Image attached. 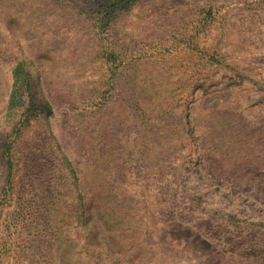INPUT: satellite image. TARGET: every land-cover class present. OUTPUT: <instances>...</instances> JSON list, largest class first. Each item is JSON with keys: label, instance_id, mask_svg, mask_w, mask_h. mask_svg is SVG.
Wrapping results in <instances>:
<instances>
[{"label": "rangeland", "instance_id": "rangeland-1", "mask_svg": "<svg viewBox=\"0 0 264 264\" xmlns=\"http://www.w3.org/2000/svg\"><path fill=\"white\" fill-rule=\"evenodd\" d=\"M114 3L0 0L1 263L264 264V0Z\"/></svg>", "mask_w": 264, "mask_h": 264}, {"label": "trees", "instance_id": "trees-1", "mask_svg": "<svg viewBox=\"0 0 264 264\" xmlns=\"http://www.w3.org/2000/svg\"><path fill=\"white\" fill-rule=\"evenodd\" d=\"M137 1L138 0H110L111 3L115 2L114 3L115 8L112 10L111 16L117 15L118 10H120V8H121V7H119V4H123L127 9V8L131 7L132 5H134ZM13 75H14V78L16 80V83H15V88H14V90L10 96V104H9L10 109H13L18 104V100H19L18 82L21 80L22 77L25 76V63L24 62H19L17 64ZM46 108L48 110L47 112H51L50 106L46 105ZM7 157L9 159V162L12 163V156L10 154H8ZM10 167H11V164H10ZM1 261H5V260L0 258V264H4V263H1ZM28 262H30V264H43L42 262H39V261L36 262V261L29 260Z\"/></svg>", "mask_w": 264, "mask_h": 264}]
</instances>
